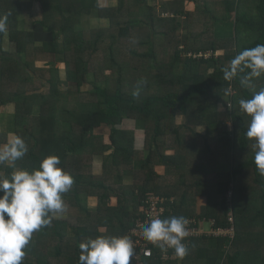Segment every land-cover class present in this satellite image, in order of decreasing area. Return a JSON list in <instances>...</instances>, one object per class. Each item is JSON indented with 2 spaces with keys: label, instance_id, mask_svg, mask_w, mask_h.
Wrapping results in <instances>:
<instances>
[{
  "label": "trees",
  "instance_id": "1",
  "mask_svg": "<svg viewBox=\"0 0 264 264\" xmlns=\"http://www.w3.org/2000/svg\"><path fill=\"white\" fill-rule=\"evenodd\" d=\"M34 1L42 11L38 22L29 18ZM219 3L224 12L196 3L201 12L195 16L211 23L172 44L168 35L176 32L179 20L166 25L168 19L156 16L148 0H117L114 7H102L97 0H0V18H7V30L0 33V109L10 105L13 111L0 130V144L11 134L23 137L29 150L16 166L28 171L47 155L59 156V166L74 178L71 189L62 194L64 202L69 201L66 205L78 206L82 192L98 198L96 208L81 217L83 223L79 218L53 217L49 226L34 232L22 264H79V243L99 235H127L148 193L168 198L161 219H213L214 226L226 228L231 209L234 235L191 238L183 259L163 262L153 249L144 264H264L262 245L249 244L253 229L264 236V176L255 166L247 125L241 113L231 110V102L234 106L240 97L250 99L254 93L249 84L240 83L250 69L231 80L223 71L239 52L264 44V0ZM91 9L108 18L109 25L77 27ZM174 13L191 15L183 8ZM34 30L49 39L37 44ZM5 37L12 49L4 48ZM219 50L223 53L217 55ZM99 52L103 75L93 72L98 82L87 88V75ZM206 52L211 55L205 57ZM41 53L53 61L38 67L35 60ZM58 60L64 63V78L59 76ZM225 97L234 129L225 132L218 148L232 150V166L218 171L217 162L210 165L208 144L203 156L191 153L196 137L207 141L221 124L224 111L219 107ZM134 120L144 123L142 150L134 148L133 130L123 127ZM248 145L250 154L237 159ZM135 159L142 160L138 168ZM159 166L167 170L159 173ZM12 170L0 164V173ZM247 170L252 171L250 183ZM247 184L254 187L250 193Z\"/></svg>",
  "mask_w": 264,
  "mask_h": 264
},
{
  "label": "clouds",
  "instance_id": "2",
  "mask_svg": "<svg viewBox=\"0 0 264 264\" xmlns=\"http://www.w3.org/2000/svg\"><path fill=\"white\" fill-rule=\"evenodd\" d=\"M7 30V18H0V33ZM246 69L241 78L248 85L251 77L264 74V44L246 48L229 62L224 71L226 80L235 78ZM132 95H139V87ZM239 110L250 117L246 137L254 141V163L264 176V88L250 99L239 100ZM23 137L11 134L0 144V164L7 163L13 170L0 173V264H22L26 247L34 232L49 226L53 217L66 211L63 200L73 183V176L60 167L59 156H45L37 168L28 171L16 166L28 152ZM189 220L184 216L152 218L140 225L144 240L163 251L171 248L178 259L188 254L185 238L189 235ZM79 264H132L134 248L129 236L99 235L79 243Z\"/></svg>",
  "mask_w": 264,
  "mask_h": 264
},
{
  "label": "rangeland",
  "instance_id": "3",
  "mask_svg": "<svg viewBox=\"0 0 264 264\" xmlns=\"http://www.w3.org/2000/svg\"><path fill=\"white\" fill-rule=\"evenodd\" d=\"M221 0H209V1H203V0H148V4H154L155 5V14L156 16L162 18H167L168 19V23H166V25H172L174 26V24L177 23L176 19L179 20L178 21V29L176 30L175 33L173 34H169V38L170 40H172V44H174L177 40H182V36L181 35H184L186 34L187 32H198V31H201L203 30V28H206V26L211 23V22H206L204 23V20H201L203 19V17H196L195 16V13L197 11H200L201 10L197 7L196 8V3L198 6L202 7L204 6V4L210 8L213 12H224V5L222 3H219ZM162 3L166 4L165 5V8L162 7ZM181 9L183 8L184 9V12H190L191 15H187L185 13L183 14H175L174 13V9ZM31 9H32V6H31ZM30 9V16H31V19L33 20V17H32V10ZM41 11V6L38 8ZM173 17V18H172ZM27 21H24L23 25H26ZM175 35H177V37H175ZM211 38V37H210ZM210 38H207L205 40H209ZM184 45V43L180 44V48ZM7 47H5V49H7ZM172 51H173V48H171V53L169 54V56L172 54ZM123 53V50L121 51ZM223 53V50H219L217 55L218 54H222ZM102 55V53H98V59L97 60H94V62L92 63L91 65V72L87 75V80L89 82V84H86L85 87L87 88H91V82L92 81H96L98 82V80H95L94 79V74L93 72H97L100 76L103 75L100 67V56ZM216 55V56H217ZM39 57V56H37ZM57 59V57H55ZM43 62L41 61H38L37 62V66L38 67H42L44 66V64H42ZM94 64V65H93ZM56 66L59 68V66L62 67V69L59 68V76L61 78H64L65 77V67H64V64L62 63H59V61H57L56 63ZM50 76L49 73L46 72V76ZM98 79H101V77H97ZM249 87L252 91H259L261 88H264V74L260 77H252V80L250 81L249 83ZM234 91V89H233ZM236 91H239L238 89H236ZM214 97V96H213ZM229 97H225L224 99V102H222L223 105H220L219 108H221L220 110L221 111H224V114L222 116H220V120H221V124L219 125V127L217 128V130H215V132L213 131V135L212 137H209L208 140L206 141V139L202 136H198L196 137L195 140L193 139H189V140H193L196 145H195V152L191 153L192 156H203V151L205 150V145L208 144L212 149H211V152L209 154H211L212 156V164H210L212 167H213V164H215L217 161H221L223 163L226 164V162L228 163V166H232V163L230 162V159L232 160V153L231 151L228 152L225 148H218L219 145V142L221 140V138L225 135V132L228 130V131H232L234 128V121L232 119H230V110H229V103L230 101H228ZM240 99H247V97H240ZM226 101V102H225ZM221 103V102H220ZM227 103V104H225ZM228 105V106H227ZM235 107V109L233 108ZM5 110V109H4ZM231 110L233 112H235V110L238 112V114H240V110H239V101L238 103L234 104V106H232V102H231ZM6 114V112H5ZM243 119H244V122L245 124L248 126V123L250 121V117L241 113L240 114ZM180 119L178 118L177 119V122L179 121ZM219 120V119H218ZM219 123V122H218ZM223 141V140H222ZM254 141L252 140H249V145H250V148H252V144H253ZM221 143V142H220ZM249 145H248V148L246 150H241L240 151V155H238L239 160L242 159H245L249 154H250V151H249ZM197 151V152H196ZM239 151V150H238ZM228 157H231L229 160H228ZM190 158H194V157H190ZM164 170H167V168L164 167ZM246 178H247V181H249L251 178H252V171L250 170H247L246 173ZM246 180V179H245ZM250 183V181H249ZM248 186V193L251 192V190H254V187L253 185H250V184H247ZM87 194V193H86ZM84 192H83V196L86 195ZM80 196H82V193L80 194ZM65 202H69V201H65ZM203 202V198L202 197H199L198 199V204H201ZM80 203V207H77V206H67L66 208V211L62 214H59L58 216L56 217H64V218H70V219H73L75 221H77V218H79V222L80 223H83L81 217H83L86 212L88 210H94V209H88L83 203H85V201H81L79 202L78 201V204ZM82 204V205H81ZM79 206V205H78ZM71 207V208H69ZM205 227H207V225H205ZM68 233L69 234H72V231L71 229H68ZM260 232L259 231H256L254 232V229H253V232H251V235L247 236V237H250V242L249 244H253L255 246H257L259 244V246H261L260 248V252L262 254H264V243L260 241V238H264L263 235H260L259 234ZM260 235V236H259ZM260 237V238H259ZM255 239V240H254ZM68 241V240H67ZM226 245V244H225ZM65 247V246H64ZM65 251H68L69 250V247H65L64 248ZM52 261H55V259H52ZM56 263V261L54 262Z\"/></svg>",
  "mask_w": 264,
  "mask_h": 264
},
{
  "label": "built area",
  "instance_id": "4",
  "mask_svg": "<svg viewBox=\"0 0 264 264\" xmlns=\"http://www.w3.org/2000/svg\"><path fill=\"white\" fill-rule=\"evenodd\" d=\"M200 55V54H199ZM210 52H206L204 54L205 57L210 56ZM230 193L228 195L230 196ZM167 198L158 196L154 193H148L145 200L144 205L141 207L140 215L135 218L129 228L127 236L130 237L133 248H134V260L132 264H144L145 257H149L152 253L153 249L156 250L158 254V258L161 261H167L175 258L174 250L169 248L167 251L161 250L159 247L153 245L152 243L146 241L142 237V232L140 225L147 224L150 222L152 218H160L166 209L165 201ZM172 200V198L170 199ZM231 208L230 204L228 205ZM189 220V224L187 225L189 230V235L185 238L184 243L187 245L189 240L194 237L200 236H227L232 238L234 235V227H233V214L231 209L227 213V219L230 222V226L216 227L214 226L213 219H205V218H187ZM207 225V227H205Z\"/></svg>",
  "mask_w": 264,
  "mask_h": 264
},
{
  "label": "crops",
  "instance_id": "5",
  "mask_svg": "<svg viewBox=\"0 0 264 264\" xmlns=\"http://www.w3.org/2000/svg\"><path fill=\"white\" fill-rule=\"evenodd\" d=\"M97 3L100 6H105V7H114L117 5V0H97ZM40 7V4L37 1H34L32 4V17H33V21L38 22L39 20H41L42 18V12H40V10L38 9ZM21 16L23 17L22 13ZM20 16V18H21ZM31 16H29L30 18ZM81 22L77 25V27L79 28H88V27H106L109 25V20L106 17H100L97 13L96 9H91L89 13H84L81 18H80ZM24 21L22 20L21 25L23 26ZM34 27V25H33ZM36 32L38 33L36 36ZM34 40L37 44H39L41 42V40H48L49 37L45 36V32L43 31H37L34 30ZM4 48L5 47H11V49L13 48V45L11 44V42L8 41L7 37H5V42H4ZM39 57H36L35 60V64L37 65L38 61L43 62L42 64H47L49 60L53 61V58L49 55L45 53H41L38 55ZM55 58V57H54ZM58 59V58H57ZM59 63L64 64L61 60H58ZM57 63V61H56ZM60 69H62L61 66H59ZM5 109V110H4ZM6 112V114H5ZM12 106L10 105H3L0 109V130L5 128L6 123L9 122L12 118ZM178 123H180V121H178ZM124 128L129 129V130H133L134 132V148L135 150H142L144 148V123L140 120H134V121H126L125 125H123ZM142 160L141 159H135L134 160V167L138 168L141 165ZM164 167L159 166L157 167V171L159 173H162ZM217 170L218 171H228L229 170V166L228 163L226 162L223 163L221 161H217ZM96 173H100V169L95 170ZM132 178L131 175L125 176V181L127 183H129L130 179ZM81 194V193H80ZM80 194L78 195V201H85V203H83L88 209H95L96 206L98 205V198L96 196H91V195H84L83 196V192H82V196H80ZM173 198V197H172ZM168 199V198H167ZM82 205V204H81ZM80 207V203L79 206ZM71 208V207H69ZM58 216V215H57ZM56 217V216H55ZM61 217V216H60ZM175 259L177 260L178 258L175 257Z\"/></svg>",
  "mask_w": 264,
  "mask_h": 264
}]
</instances>
